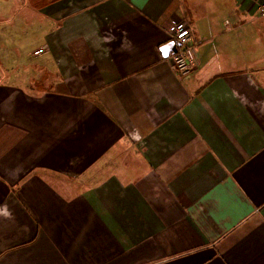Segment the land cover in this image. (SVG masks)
<instances>
[{
  "label": "crops",
  "instance_id": "crops-1",
  "mask_svg": "<svg viewBox=\"0 0 264 264\" xmlns=\"http://www.w3.org/2000/svg\"><path fill=\"white\" fill-rule=\"evenodd\" d=\"M1 2L47 80L0 85V264H264L252 0ZM173 19L198 44L185 80Z\"/></svg>",
  "mask_w": 264,
  "mask_h": 264
},
{
  "label": "rangeland",
  "instance_id": "rangeland-1",
  "mask_svg": "<svg viewBox=\"0 0 264 264\" xmlns=\"http://www.w3.org/2000/svg\"><path fill=\"white\" fill-rule=\"evenodd\" d=\"M26 2V0H24ZM0 0V7L2 4ZM12 18L6 14L0 21ZM2 19V20H1ZM255 28L245 29L246 39L254 34L253 41L248 45L254 46L255 59H259L264 65V18L255 19ZM42 44L38 43L36 28H17L10 25L0 31V85L19 87L23 90H32L30 84L39 87L47 78L42 79V75L36 70L44 55L36 57L33 55L36 49H40ZM260 67V64H259ZM34 88V86H33Z\"/></svg>",
  "mask_w": 264,
  "mask_h": 264
},
{
  "label": "built area",
  "instance_id": "built-area-1",
  "mask_svg": "<svg viewBox=\"0 0 264 264\" xmlns=\"http://www.w3.org/2000/svg\"><path fill=\"white\" fill-rule=\"evenodd\" d=\"M258 11V17L264 18V0H252ZM170 33L177 45L173 56V67L183 80L190 78L199 64L198 44L191 28L184 19H173L170 22Z\"/></svg>",
  "mask_w": 264,
  "mask_h": 264
},
{
  "label": "water",
  "instance_id": "water-1",
  "mask_svg": "<svg viewBox=\"0 0 264 264\" xmlns=\"http://www.w3.org/2000/svg\"><path fill=\"white\" fill-rule=\"evenodd\" d=\"M165 57H169L172 55V53H177V45L175 42L171 43L169 46L165 48Z\"/></svg>",
  "mask_w": 264,
  "mask_h": 264
},
{
  "label": "trees",
  "instance_id": "trees-1",
  "mask_svg": "<svg viewBox=\"0 0 264 264\" xmlns=\"http://www.w3.org/2000/svg\"><path fill=\"white\" fill-rule=\"evenodd\" d=\"M59 1H62V0H51V3H57Z\"/></svg>",
  "mask_w": 264,
  "mask_h": 264
}]
</instances>
